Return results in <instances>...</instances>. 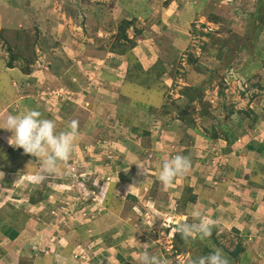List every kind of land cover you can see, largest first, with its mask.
I'll return each instance as SVG.
<instances>
[{
  "label": "rangeland",
  "instance_id": "obj_1",
  "mask_svg": "<svg viewBox=\"0 0 264 264\" xmlns=\"http://www.w3.org/2000/svg\"><path fill=\"white\" fill-rule=\"evenodd\" d=\"M77 1L0 0V96L8 97L0 124L36 109L58 131L72 121L79 128L72 156L53 173L0 129V264H138L144 248L162 264L216 249L230 264L245 254L247 264H264L262 241L249 243L236 219L219 214L213 181L195 188L214 195L203 209L211 236L175 238L176 225L197 222L198 207L187 204L195 184L188 172L169 187L159 180L177 147L197 153V141L221 124L264 143V0H82L81 9ZM206 3L217 21L204 15ZM120 24L126 39L117 37ZM112 43L124 51H109ZM186 86L196 93L191 103ZM181 106L194 129L175 118ZM238 246L245 254L232 258Z\"/></svg>",
  "mask_w": 264,
  "mask_h": 264
},
{
  "label": "crops",
  "instance_id": "obj_2",
  "mask_svg": "<svg viewBox=\"0 0 264 264\" xmlns=\"http://www.w3.org/2000/svg\"><path fill=\"white\" fill-rule=\"evenodd\" d=\"M0 98L2 99L0 101L8 99L4 95L3 97L0 96ZM247 131L253 133L250 130ZM227 138L229 143L222 130L218 131V136L215 138L211 137L210 132L202 139L200 138L201 141H197L199 142L195 151L197 153L188 151L182 144L177 147L179 149L176 152L177 154L187 156L191 160V168L186 176L187 180H190L189 182L192 181L195 184V187L189 184V188L191 189V194L196 195L195 198L197 197V199H194V202L190 200L187 204L198 207L203 215L208 212L203 210L205 206L213 208L214 195L210 194L208 197H204L195 189L206 181H208L206 184L213 181L214 184H218L215 187L220 188L223 196L221 201L216 202L218 203L216 206L220 207L219 211L221 212L219 214L225 216L228 221L236 219L235 231L247 237L250 241L249 243L262 241L261 244H264V200L260 201V199L264 198V191L261 192L259 197H257L256 191L264 186V162L257 159L261 151H264V143L260 146L261 141L256 140L257 138L252 134L249 136L243 134L238 137L228 136ZM211 154L213 156L210 158ZM172 156L174 155L172 154ZM207 167L209 173H205L206 179H204L201 175H203L202 172ZM217 172L218 174L216 175ZM208 186L210 187V185ZM168 197L172 199L175 196ZM257 199L259 200L257 201ZM183 217L180 218L184 219ZM190 222L193 223L190 219L185 221V223Z\"/></svg>",
  "mask_w": 264,
  "mask_h": 264
},
{
  "label": "clouds",
  "instance_id": "obj_3",
  "mask_svg": "<svg viewBox=\"0 0 264 264\" xmlns=\"http://www.w3.org/2000/svg\"><path fill=\"white\" fill-rule=\"evenodd\" d=\"M0 129L10 131L8 143L22 148L24 153L38 159L45 173L55 172L59 164L70 159L79 134L76 121L70 122L66 130L58 131L56 122L44 118L36 109H29L23 114H8L3 124H0ZM190 168L189 157L174 155L161 163L159 180L166 187L172 186L177 178L184 176ZM37 179L42 180L44 177L39 176ZM190 215L197 222L178 224L177 232L185 238L193 234L200 239L210 237L214 227L213 222L204 219L199 208H193ZM138 264H162V261L160 257L144 248L138 257ZM188 264H230V260L222 250L216 249L207 255L190 259Z\"/></svg>",
  "mask_w": 264,
  "mask_h": 264
},
{
  "label": "trees",
  "instance_id": "obj_4",
  "mask_svg": "<svg viewBox=\"0 0 264 264\" xmlns=\"http://www.w3.org/2000/svg\"><path fill=\"white\" fill-rule=\"evenodd\" d=\"M76 5H78V7H80V9L82 8V0H78L77 2H76ZM209 9L208 11H206L205 9ZM205 9H204V11H205V13H204V15L205 16H211L212 18L211 19H215L216 21H217V16H214V13L212 12V10H211V7H210V5H209V3H206L205 4ZM83 16V18H82V20L83 19H85V18H88V16H86V13H85V6H84V8H83V10H82V13H81ZM252 15L255 17V18H257V17H259L260 16V14H259V10H256L255 12H253L252 13ZM91 19V18H90ZM229 21V20H228ZM82 22V21H81ZM127 22L126 21H123V24H126ZM122 24V23H121ZM121 24H120V28H119V34H118V38H122V39H126L127 37H126V33H125V30H124V27H122L121 26ZM97 27H99V26H93L92 25V32L93 33H95L94 31H96V28ZM92 36H94V38H96L95 36H96V34H92ZM97 39V38H96ZM101 44H102V42L100 43V50H102V51H105L106 50V48L105 47H103V46H101ZM107 49L109 50V51H114V52H116V53H121V51L123 52L124 50V48H122V45L120 44V45H118V44H115V43H112L109 47H107ZM135 56L133 55L132 56V53H128L127 54V65H128V67H130V68H135L136 69V66H138L139 64H138V62L136 61L135 62ZM11 63V62H10ZM8 64L9 66H11V64ZM138 69H140V67H138ZM74 83H72L71 81H68L67 82V86H69V87H74ZM183 93L184 94H186V101L187 102H192L193 100H195V96H196V93H194V94H192V88L191 87H188V86H186L185 87V91H183ZM197 96H199V94L197 95ZM1 97H3V96H1ZM0 100H2L1 98H0ZM138 105H140V104H138ZM141 106L142 107H145L146 108V110L147 111H150L151 110V108L149 107V106H143V104H141ZM145 108H143L144 110H145ZM178 112H177V116L175 117L177 120H179V121H181L182 123H184L185 124V126L189 129V130H192V129H194L193 128V120H192V112L191 111H189V109H188V107L187 106H181L180 107V109H178L177 110ZM222 129V131L224 132V135H225V138H226V140H227V142L229 143V139L227 138L228 136L230 137V136H233V137H235L236 136V133L235 132H233L231 129L229 130H227L226 129V127H225V124H221V125H219ZM224 126V127H223ZM218 129H216V128H214V129H212V133H211V137H213V138H215V137H217L218 136ZM186 136H187V134H186ZM188 136H189V132H188ZM227 136V137H226ZM263 145V143H261L260 144V146H262ZM187 190L188 191H191V189L190 188H187ZM129 198H131V197H133V196H128ZM134 200H135V198H133ZM193 202H194V199H191ZM188 201H189V199H188ZM174 237L176 238V237H183L181 234H175L174 235ZM188 239V238H187ZM176 251H177V253L179 252V249H176ZM239 253H244L245 254V251H244V249L243 248H241L240 246H238V247H236L233 251H231V252H228V254L232 257V258H237L238 257V254ZM247 254H245L244 255V257H243V259H242V264H247L248 262H246V260H249V259H247ZM118 258H120V256H118ZM121 259V258H120Z\"/></svg>",
  "mask_w": 264,
  "mask_h": 264
}]
</instances>
